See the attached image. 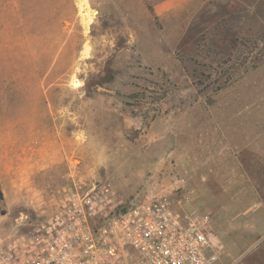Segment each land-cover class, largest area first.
<instances>
[{
  "label": "rangeland",
  "instance_id": "374dc122",
  "mask_svg": "<svg viewBox=\"0 0 264 264\" xmlns=\"http://www.w3.org/2000/svg\"><path fill=\"white\" fill-rule=\"evenodd\" d=\"M73 180L188 198L218 264H264V0H0V243Z\"/></svg>",
  "mask_w": 264,
  "mask_h": 264
},
{
  "label": "built area",
  "instance_id": "2783aa9c",
  "mask_svg": "<svg viewBox=\"0 0 264 264\" xmlns=\"http://www.w3.org/2000/svg\"><path fill=\"white\" fill-rule=\"evenodd\" d=\"M0 243V264H218L211 215L188 198L152 195L116 208L107 183L52 192Z\"/></svg>",
  "mask_w": 264,
  "mask_h": 264
},
{
  "label": "crops",
  "instance_id": "0c3cea01",
  "mask_svg": "<svg viewBox=\"0 0 264 264\" xmlns=\"http://www.w3.org/2000/svg\"><path fill=\"white\" fill-rule=\"evenodd\" d=\"M54 161V160H53ZM56 161V160H55ZM215 174V173H214ZM217 174V173H216ZM257 211H260V215H262V216H264V208H258L257 209ZM255 223V226L257 227V228H259L260 227V229H258V230H262L261 228L262 227H264V218H263V220H257L256 222H254Z\"/></svg>",
  "mask_w": 264,
  "mask_h": 264
}]
</instances>
